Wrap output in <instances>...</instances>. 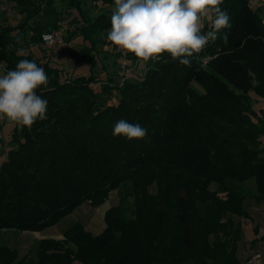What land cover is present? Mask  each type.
Segmentation results:
<instances>
[{"label":"trees","instance_id":"obj_1","mask_svg":"<svg viewBox=\"0 0 264 264\" xmlns=\"http://www.w3.org/2000/svg\"><path fill=\"white\" fill-rule=\"evenodd\" d=\"M89 1L105 8L93 15ZM14 2L21 19L0 22L1 68L22 59L43 67L49 80L36 91L48 110L31 129L13 130L0 164V230L41 232L113 192L118 203L105 209L100 234L77 221L60 238L40 239L34 253L0 245V264H242L237 244L229 250L226 242L242 238L248 203L264 201V112L254 107L255 95L264 98V21L251 0H224L231 28L189 57L190 66L163 53L123 81L68 74L43 39L67 21L62 41L85 42L80 56L92 70L114 0ZM120 119L148 134L113 136Z\"/></svg>","mask_w":264,"mask_h":264},{"label":"clouds","instance_id":"obj_2","mask_svg":"<svg viewBox=\"0 0 264 264\" xmlns=\"http://www.w3.org/2000/svg\"><path fill=\"white\" fill-rule=\"evenodd\" d=\"M223 3L224 0H114L106 39L145 62L167 53L173 61L190 66L189 57L231 28V15L221 7ZM204 17L212 25L206 33L201 28ZM48 80L44 68L28 59L0 74V117L28 129L45 120L48 101L36 90L46 86ZM147 134L146 127L125 119L118 120L112 130L113 136L128 140L143 139Z\"/></svg>","mask_w":264,"mask_h":264},{"label":"rangeland","instance_id":"obj_3","mask_svg":"<svg viewBox=\"0 0 264 264\" xmlns=\"http://www.w3.org/2000/svg\"><path fill=\"white\" fill-rule=\"evenodd\" d=\"M251 5L260 13V16L264 21V0H251ZM91 6L92 9H90V12L93 15L105 8V5L102 1H97L92 4L89 1L86 4V7L88 8ZM71 14L72 15L69 17V20L77 15L78 12L74 9L71 11ZM5 19L9 24L12 25H16L20 22L21 15L18 13L17 8L15 7L14 0H0V22H5ZM208 23L211 24L207 17L201 19V27ZM63 26V30L58 32L61 34V36H63L64 30L69 27V23L65 21ZM106 36L107 34L103 36L104 42L98 45V49L95 53L97 57V63L92 70L90 69L89 60H86L80 56V54H82L80 50L85 46V42L82 44V42H80V38L76 39L75 42L71 44H66L65 41L63 43L56 41L55 43H46V45L50 46L48 49L49 53L55 54V57H53L54 64L57 66H64V69L67 70L68 74H89L92 71V73L96 74L100 79H106L109 74L117 73L115 78L123 81L122 74L127 75V79H138V77L147 71L145 61L139 59L137 62H135L134 59L125 57V54L128 52L126 50L124 53L119 51L116 46L107 41ZM35 50L38 54L42 53L38 47H36ZM117 52H120L123 56L120 59L118 58L119 60L114 59V55ZM0 65L2 67L4 66L3 64ZM4 73L5 70L0 67V74ZM96 86L98 89H100L101 83H96ZM257 102L258 101L254 102L255 107H258ZM16 126H18L16 123L8 120L7 118H0V164H2V162L7 158L6 152L11 145L10 141L12 140L13 130ZM249 187L252 189L256 187L254 180L249 182ZM153 190H155V188H153ZM116 203H118L116 192L111 194L109 201L105 205L103 204V206H99L97 208L85 202L84 204L80 205L73 213L62 219L57 225L47 228L41 232L2 229L0 230V245H11V247H17L22 253H34L38 248L40 239L45 237H62L64 232L77 220L81 221L82 223H89L93 216L95 218L98 214L101 215L102 210L107 208V206ZM249 203L247 208L250 214L252 213L251 215H253L255 224L253 225L244 221L245 224H243V234L241 235L242 238L237 242L239 235L236 234L226 242L227 248L229 250L234 249L237 244V257L241 262H243L242 264H244V258L255 251H259L264 256V243H258V248L257 243H253V241L258 239L256 230L262 228V226L264 227V201L260 203L251 201V203ZM88 208H90V211L87 210Z\"/></svg>","mask_w":264,"mask_h":264},{"label":"crops","instance_id":"obj_4","mask_svg":"<svg viewBox=\"0 0 264 264\" xmlns=\"http://www.w3.org/2000/svg\"><path fill=\"white\" fill-rule=\"evenodd\" d=\"M255 97V101H258L257 102V105H258V107H255V109L258 111V112H264V98H261V97H258V96H254ZM262 141H263V143H264V136L262 137ZM89 202H87V204H88ZM250 203H251V201H250ZM249 203V204H250ZM90 204V203H89ZM105 205V204H104ZM101 206H103V205H101ZM93 207H95V206H93ZM99 207V206H98ZM95 208H97V207H95ZM106 209V208H105ZM105 209L104 210H102L101 212H102V214L100 215V214H98L95 218H94V216L91 218V221L89 222V223H83L84 225H85V227H86V229L87 230H89V231H91L93 234H100L101 232H103L104 231V229H105V227H106V223H105V220H104V212H105ZM88 211H90V208H88L87 209ZM252 214V213H251ZM94 218V219H93ZM78 221V220H77ZM76 221V222H77ZM249 222L250 224H255V222H254V219H253V215H251V218H245V219H242V226H243V224H245V222ZM73 225V224H72ZM27 232H29V231H27ZM257 232V241H256V243H257V248H258V243H261V242H263L264 243V227L262 226V228H260L259 229V231H256ZM255 232V233H256ZM61 236H58V238H60ZM8 246H11V245H8ZM20 253L22 254V255H24V254H26V253H22L21 252V250H20ZM249 256V255H248ZM247 256V257H248ZM246 257V258H247ZM246 258H244V259H246Z\"/></svg>","mask_w":264,"mask_h":264},{"label":"built area","instance_id":"obj_5","mask_svg":"<svg viewBox=\"0 0 264 264\" xmlns=\"http://www.w3.org/2000/svg\"><path fill=\"white\" fill-rule=\"evenodd\" d=\"M45 43H55L56 41L62 42V36L60 33L56 32L55 34H45L43 36ZM118 48V47H117ZM119 51L124 53L125 50L118 48ZM2 67V66H0ZM123 78H126L127 75L122 74ZM4 118V117H0ZM244 264H264V256L259 251H255L250 254L244 261Z\"/></svg>","mask_w":264,"mask_h":264}]
</instances>
